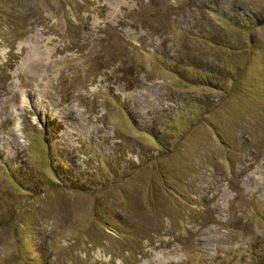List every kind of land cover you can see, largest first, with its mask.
Returning <instances> with one entry per match:
<instances>
[{"label":"rangeland","instance_id":"rangeland-1","mask_svg":"<svg viewBox=\"0 0 264 264\" xmlns=\"http://www.w3.org/2000/svg\"><path fill=\"white\" fill-rule=\"evenodd\" d=\"M0 264H264V0H0Z\"/></svg>","mask_w":264,"mask_h":264},{"label":"bare ground","instance_id":"bare-ground-1","mask_svg":"<svg viewBox=\"0 0 264 264\" xmlns=\"http://www.w3.org/2000/svg\"><path fill=\"white\" fill-rule=\"evenodd\" d=\"M162 258V257H161ZM160 257H159V263H161V262H165V261H168V259H164V258H162L161 259Z\"/></svg>","mask_w":264,"mask_h":264}]
</instances>
